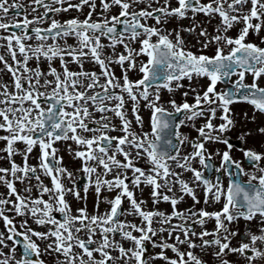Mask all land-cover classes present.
<instances>
[{
  "label": "snow or ice",
  "instance_id": "6c2138e0",
  "mask_svg": "<svg viewBox=\"0 0 264 264\" xmlns=\"http://www.w3.org/2000/svg\"><path fill=\"white\" fill-rule=\"evenodd\" d=\"M0 65V264H264V0H0Z\"/></svg>",
  "mask_w": 264,
  "mask_h": 264
},
{
  "label": "flooded vegetation",
  "instance_id": "af4514ba",
  "mask_svg": "<svg viewBox=\"0 0 264 264\" xmlns=\"http://www.w3.org/2000/svg\"><path fill=\"white\" fill-rule=\"evenodd\" d=\"M74 14H75V13H63V14H61V15L66 17V16H68V15H74ZM150 22H151V21H150ZM185 23H186V21H185ZM210 30H211V29H210ZM85 67H89V65H85ZM117 71H118V70H117ZM0 74H3L2 65H0ZM4 78H5V79H8L7 76H4ZM176 98L179 99V93H177ZM244 107H248V106H247V105H244ZM141 111L144 113V115H145V119L147 120V112H146V110H144L143 108H141ZM249 114H251V110H250V109H249ZM249 126L251 127L252 125H249ZM233 142H234V143L236 142L235 137H233ZM2 144H3V142L0 141V146H2ZM35 152H36V149H34L33 155L35 154ZM0 155H2V154H0ZM16 159L19 161L20 158H19V157H16ZM2 162H3V161H0V163H2ZM29 162H30V163H36V161H35L34 159H31V158H30ZM66 162H68V158H67V156H66ZM77 163H78V162H77ZM42 178L45 180V183H48V179H47V178H45V177H42ZM2 191H4V189H3V187H0V192H2ZM33 194H34V195L36 194L35 190L33 191ZM80 194H81V196L84 195L83 192H81ZM197 194L202 196V193H200L199 190L197 191ZM101 195H102V196H103V195H107V193L102 192ZM145 195H147V190H146V192H145ZM93 197H94V193H93V191L90 189V190H89V193H88V207H89V209H91V207H92ZM68 199H69V200H73V197L69 196ZM190 203H191V198H190V197H185L184 202H182L180 205H178V207L183 208V207H186V206H187L188 204H190ZM125 206H127V202H125ZM199 206H200V205H197V207H199ZM105 207H107V205L104 204V203L102 202V203L100 204V208H101V209H104ZM157 207L162 208V209L167 210V211H170V206H169L168 204H164V203H162V204L157 205ZM130 218H131V217H130ZM19 219H20V218L17 217V224H19ZM241 223H243V221H242ZM32 226H33V227H38V226H36V225H32ZM208 226L211 227V226H212L211 223H209ZM0 230H3L2 222H0ZM18 239L22 240V237H18ZM20 247L22 248V245H21ZM157 250H158V249H157ZM170 254H171V253H170ZM45 259H50V257H47V256H46ZM157 264H160V262L157 261Z\"/></svg>",
  "mask_w": 264,
  "mask_h": 264
}]
</instances>
